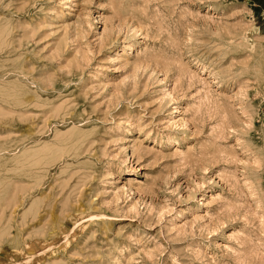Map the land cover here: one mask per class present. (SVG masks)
I'll list each match as a JSON object with an SVG mask.
<instances>
[{"label":"rangeland","instance_id":"obj_1","mask_svg":"<svg viewBox=\"0 0 264 264\" xmlns=\"http://www.w3.org/2000/svg\"><path fill=\"white\" fill-rule=\"evenodd\" d=\"M0 264H264V0H0Z\"/></svg>","mask_w":264,"mask_h":264}]
</instances>
